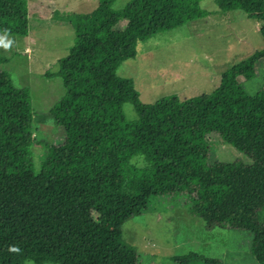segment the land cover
Wrapping results in <instances>:
<instances>
[{
  "label": "trees",
  "instance_id": "16d2710c",
  "mask_svg": "<svg viewBox=\"0 0 264 264\" xmlns=\"http://www.w3.org/2000/svg\"><path fill=\"white\" fill-rule=\"evenodd\" d=\"M202 1L131 0L115 12L117 0H99L92 12L61 18L76 39L59 62L66 94L43 118L51 116L65 136L46 147L47 169L39 174L30 90L0 72V264H138L122 227L159 197L186 198L208 231L264 235V87L250 95L240 84L264 50L226 71L205 109L176 96L145 104L134 82L118 75L140 42L213 14ZM216 4L264 22V0ZM0 34L29 35L28 0H0ZM127 102L138 112L135 122L125 118ZM211 135L253 163L209 165ZM139 156L141 168L133 164ZM255 258L264 264V252ZM174 261L221 264L193 253Z\"/></svg>",
  "mask_w": 264,
  "mask_h": 264
},
{
  "label": "rangeland",
  "instance_id": "374dc122",
  "mask_svg": "<svg viewBox=\"0 0 264 264\" xmlns=\"http://www.w3.org/2000/svg\"><path fill=\"white\" fill-rule=\"evenodd\" d=\"M130 1L117 0L113 10L123 11ZM98 5L99 0H28L29 35L0 34V72L8 73L16 88L30 90L35 115L31 155L38 174L47 169L46 147L64 143V129L51 116L43 118L66 94L64 82L58 76L59 62L68 56L76 39L74 29L61 18L92 12ZM200 6L213 14L140 42L136 58L119 67V77L134 82L145 104L176 96L205 109L212 104V95L223 74L264 50V22L250 19L240 10L221 12L216 0H204ZM125 25L122 22L120 28ZM27 46L30 52L26 51ZM242 75L240 84L248 94L260 91L264 87V60ZM123 109L128 122L139 119L132 102L125 103ZM209 143V165L253 163L248 155L218 135H211ZM133 164L144 167L143 157L136 158ZM172 200L152 198L145 212L123 225V243L136 252L138 264H176L174 258L192 253L221 264H258L255 254L264 252V235L208 231L199 218L190 214L186 198H176L174 205Z\"/></svg>",
  "mask_w": 264,
  "mask_h": 264
},
{
  "label": "crops",
  "instance_id": "0c3cea01",
  "mask_svg": "<svg viewBox=\"0 0 264 264\" xmlns=\"http://www.w3.org/2000/svg\"><path fill=\"white\" fill-rule=\"evenodd\" d=\"M26 51H27V52H30V51H31L30 48H29V46H27Z\"/></svg>",
  "mask_w": 264,
  "mask_h": 264
}]
</instances>
